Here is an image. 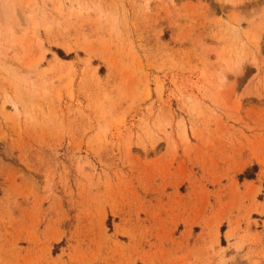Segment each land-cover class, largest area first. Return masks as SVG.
Returning <instances> with one entry per match:
<instances>
[{
  "label": "rangeland",
  "instance_id": "1",
  "mask_svg": "<svg viewBox=\"0 0 264 264\" xmlns=\"http://www.w3.org/2000/svg\"><path fill=\"white\" fill-rule=\"evenodd\" d=\"M0 264H264V0H0Z\"/></svg>",
  "mask_w": 264,
  "mask_h": 264
},
{
  "label": "bare ground",
  "instance_id": "2",
  "mask_svg": "<svg viewBox=\"0 0 264 264\" xmlns=\"http://www.w3.org/2000/svg\"><path fill=\"white\" fill-rule=\"evenodd\" d=\"M14 110H17V108L15 107V105H14Z\"/></svg>",
  "mask_w": 264,
  "mask_h": 264
}]
</instances>
